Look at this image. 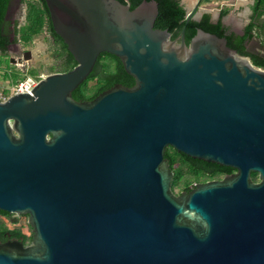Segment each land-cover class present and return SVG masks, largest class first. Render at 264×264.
<instances>
[{
  "label": "water",
  "instance_id": "water-1",
  "mask_svg": "<svg viewBox=\"0 0 264 264\" xmlns=\"http://www.w3.org/2000/svg\"><path fill=\"white\" fill-rule=\"evenodd\" d=\"M43 2L76 64L0 101V211L32 229L0 264H264V70L216 34L171 39L155 0ZM102 52L134 84L74 99ZM168 147L234 172L174 194Z\"/></svg>",
  "mask_w": 264,
  "mask_h": 264
},
{
  "label": "trees",
  "instance_id": "trees-1",
  "mask_svg": "<svg viewBox=\"0 0 264 264\" xmlns=\"http://www.w3.org/2000/svg\"><path fill=\"white\" fill-rule=\"evenodd\" d=\"M38 6L30 4L26 13L25 20L27 27L20 36L22 39L28 40L32 35L38 33L43 26H46L47 31L53 38L56 44V50L59 56L62 57V71H68L76 62L71 54L67 51L66 45L62 39L57 36L53 30L49 20V14L45 7L43 0H36ZM122 3L130 2V8L136 7L141 0H119ZM158 5V15L154 21V28L167 29L174 39L184 27L185 43L189 44L191 38L196 34L198 29L216 34L219 37H224L227 45L235 49L238 53L247 56L251 63L259 68L264 69V0H255L252 5V15L250 22L244 27L242 35H235L228 33L224 26L222 19L227 15L228 9L223 8L220 10L216 21L211 19L208 13H202L198 20L189 19L185 20V8L181 0H155ZM10 0H0V28L3 23V18L8 8ZM255 32V33H254ZM17 34V31H16ZM7 40L3 37L0 29V51L4 52L6 49ZM36 74L35 70H29V75ZM12 81H15L13 75ZM89 80H95L94 85L87 86ZM119 83L125 86H132L134 80L132 76L127 74L120 62L119 58L107 52H102L98 55L94 67L85 81H83L76 89L72 91V97L76 100H91L103 90L108 89L112 85ZM171 148V147H169ZM173 149V148H172ZM174 150V149H173ZM175 154L180 159L187 163L193 173L194 179H198L201 174H208L211 177L215 174L226 175L234 172L230 167L219 166L214 163L204 162L198 159L187 157L186 155L174 150ZM165 158L167 159L171 170L173 171V178L171 188L179 186L177 171L173 167L175 159L174 156L166 149ZM257 174L252 173V178ZM193 185H185L182 191L189 192ZM181 191V192H182ZM0 215H9L7 212L0 211ZM5 232L15 233L23 237V243L27 242V237L19 229H8L5 226H0V236ZM27 244V243H26Z\"/></svg>",
  "mask_w": 264,
  "mask_h": 264
},
{
  "label": "rangeland",
  "instance_id": "rangeland-1",
  "mask_svg": "<svg viewBox=\"0 0 264 264\" xmlns=\"http://www.w3.org/2000/svg\"><path fill=\"white\" fill-rule=\"evenodd\" d=\"M197 0H182V4L188 8V11L193 7V3ZM30 4H35L38 6L36 0H22L21 3L17 6L16 17H19V23L17 24L16 29L18 30L17 36V46L19 52H5L0 53V87H7L13 75H15L16 80H22L27 77H32L34 79H39L42 76H46L50 73L62 71V57L59 56L56 50V44L53 42L52 36L46 29V26H43L40 31L31 36L30 39H22L20 34L25 31L27 27V21L25 20L28 6ZM190 7V8H189ZM222 8L220 0L208 1L200 0L199 9L203 13H208L210 16L219 12ZM204 9V10H203ZM242 19V17H239ZM237 22V21H235ZM240 22V19H238ZM25 50H30L32 57L26 61H23L21 64L17 63L15 60L18 57H21V52ZM14 58V62H11L10 59ZM35 70L36 74L31 76L29 75V70ZM264 70L263 68H260ZM95 80H89L87 86L91 87L94 85ZM169 152L174 156L175 162L173 167L177 171L179 176L178 183L179 186L173 187L172 191L174 194H179L183 190V187L187 184L192 185L194 183H204L209 180H220L223 178L221 174H215L211 177H208V174H201L198 179H194V175L191 172L189 165L183 162L178 155L175 154L172 148H167ZM254 181L257 180V175L253 178ZM28 223L27 217H20L17 220V224L14 225L13 222H8L0 215V226H5L8 229L16 228L19 229L26 237L27 242L29 243L31 238V230Z\"/></svg>",
  "mask_w": 264,
  "mask_h": 264
},
{
  "label": "flooded vegetation",
  "instance_id": "flooded-vegetation-1",
  "mask_svg": "<svg viewBox=\"0 0 264 264\" xmlns=\"http://www.w3.org/2000/svg\"><path fill=\"white\" fill-rule=\"evenodd\" d=\"M22 0H10L9 2V5H8V8L6 10V13L4 15V18H3V23L1 25V32H2V35L3 37L6 38L7 40V45H6V49L4 52H1L0 53H7V52H10V51H13V52H19V48L17 46V36H16V27H17V24L19 23V17H16V10H17V6L19 5V3H21ZM211 19L213 21H216L214 18H212L211 16ZM224 26L226 27L227 29V32L228 33H234L235 35H242L243 34V30H244V27H241L239 28L238 26H235V25H225ZM23 52H21V55H22ZM11 61V59H10ZM257 181V180H256ZM21 217H27V215H21ZM29 226V225H28ZM30 230H31V235H32V229L31 227L29 226ZM16 228H12L11 230H14ZM21 236H18L17 234L15 233H10V232H5L3 234V236H0V243H4L6 241H14L16 239H19ZM24 240V239H23ZM26 244V243H25Z\"/></svg>",
  "mask_w": 264,
  "mask_h": 264
},
{
  "label": "crops",
  "instance_id": "crops-1",
  "mask_svg": "<svg viewBox=\"0 0 264 264\" xmlns=\"http://www.w3.org/2000/svg\"><path fill=\"white\" fill-rule=\"evenodd\" d=\"M208 1H214V0H208ZM254 1L255 0H220V3L222 5L221 9L223 8L228 9L227 15H225V17L222 19L223 24L227 26L235 25L238 26L239 28L246 26L250 22V17L252 15L251 8L252 5L254 4ZM194 3L192 4L193 6ZM219 12L212 16L218 17ZM239 17H242V19ZM238 19H240V22H238ZM16 31L18 32V30Z\"/></svg>",
  "mask_w": 264,
  "mask_h": 264
},
{
  "label": "built area",
  "instance_id": "built-area-1",
  "mask_svg": "<svg viewBox=\"0 0 264 264\" xmlns=\"http://www.w3.org/2000/svg\"><path fill=\"white\" fill-rule=\"evenodd\" d=\"M39 79L36 80L32 77H27L22 80H15V81L10 80L9 85L7 87L5 88L0 87V101H4L9 95L14 94V93H18V92L30 93ZM2 217L3 218L5 217V220L7 222L9 220L10 222H13L14 225H16L18 218L21 217V214L10 213L9 215H2ZM26 225L28 226L29 224L27 223Z\"/></svg>",
  "mask_w": 264,
  "mask_h": 264
}]
</instances>
